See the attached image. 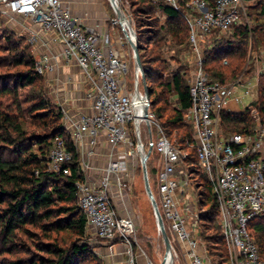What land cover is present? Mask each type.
I'll return each instance as SVG.
<instances>
[{"label":"built area","instance_id":"2783aa9c","mask_svg":"<svg viewBox=\"0 0 264 264\" xmlns=\"http://www.w3.org/2000/svg\"><path fill=\"white\" fill-rule=\"evenodd\" d=\"M153 1L179 11L190 29L188 58L193 106L185 119L194 127L199 168L208 177L217 199L218 221L229 264H264L249 229L252 220L264 215V126L250 134L226 136L221 114L228 112L231 101L240 103L234 91L247 82L239 77L230 86L211 79L204 69L207 50L217 40H229L237 27L248 22L249 8L262 0H217L214 5L207 0H191L185 5V0ZM1 5L0 13L4 16L27 21L21 31L42 53L41 60L35 64L40 75L57 71L54 56L48 51L60 45L65 62L76 65L90 85L86 94L92 103L90 114L70 117L66 107H61L64 129L81 157L85 180L78 182L76 189L88 232L107 243L119 240L126 248L127 264H137L132 244L135 224L131 217L120 214L114 203V188H118L116 196L123 201L131 182L125 178L126 161L133 156L135 148L140 154L134 141L139 124L141 139L142 126L147 129L145 149H152V154L160 157L159 202L154 196L172 245L179 243L189 264H214L203 243L198 205L191 202V191L196 190L187 171V154L175 147L164 133L141 77L139 95L136 83L129 87L123 40L86 27L63 0H2ZM141 72L139 69L140 75ZM253 77L256 78L255 73ZM245 88L244 95L249 96L251 88ZM102 140L111 148L110 160L101 178L90 180L85 173ZM73 159L74 152L67 148L66 139L57 137L48 158V171L69 176L67 165ZM173 254L176 257L174 246Z\"/></svg>","mask_w":264,"mask_h":264},{"label":"trees","instance_id":"16d2710c","mask_svg":"<svg viewBox=\"0 0 264 264\" xmlns=\"http://www.w3.org/2000/svg\"><path fill=\"white\" fill-rule=\"evenodd\" d=\"M123 1L130 2L133 11L127 12L136 16L139 24V57L151 108L171 143L187 154V171L199 196L205 247L210 257L217 259L216 264H229L217 199L199 168L194 127L185 119L193 106L190 84L181 72L166 76L169 67L161 48L166 38L179 47L190 45L189 26L179 11L153 0ZM207 1L214 5L217 0ZM158 10L169 18L165 25L155 18ZM247 14L248 22L237 27L229 40H217L207 50L204 69L211 63L234 59L236 78L240 73L247 74L253 54L264 53V0L250 7ZM0 34L5 42L0 47V264H104L90 245L81 244L87 219L79 206L76 185L85 176L81 157L64 129L63 112L47 98L43 75L36 70L27 40L7 29L0 28ZM216 70L205 69L211 79L225 84V77ZM174 95L177 107L170 104ZM258 120L264 124V73L257 81L253 103L240 113L221 114L226 136L253 133ZM57 137L65 138L67 148L74 152L73 161L67 165L69 176L48 171V158ZM144 138L148 142L145 126L143 142ZM151 158L147 163L149 177ZM249 229L264 258V215L252 220Z\"/></svg>","mask_w":264,"mask_h":264},{"label":"rangeland","instance_id":"374dc122","mask_svg":"<svg viewBox=\"0 0 264 264\" xmlns=\"http://www.w3.org/2000/svg\"><path fill=\"white\" fill-rule=\"evenodd\" d=\"M105 6V11L107 14V19L110 27L113 29V33L116 34V39L120 41L123 40V45H121L123 52L128 61V73L126 76V80L129 84L130 88H133L136 83V75H135V60L133 49L130 45V42L126 38V35L123 31L122 25L119 23L117 14L115 9L113 8L110 0H102ZM120 8L125 13L129 20V25L131 30L133 29L136 33V37L138 39V31L139 24L136 19V16L131 15L127 11H131L132 7L129 1L119 0ZM2 8V7H0ZM133 11V10H132ZM131 11V12H132ZM155 18L158 19L160 25H165L168 22V16L163 14L160 10H158L155 14ZM26 22L23 19H11L8 16H4L0 13V28L7 29L14 33L15 37L26 39V36L18 32V28L22 27ZM1 35V34H0ZM167 41L163 42L161 48L164 53V60L167 61L168 70L166 76H172L176 72H181L185 79L189 84L192 82V70L189 62V54H190V45L187 47H179L171 42L169 38H166ZM228 40V39H226ZM32 55L35 59V63L42 58V53H39L38 50L30 44ZM5 42L2 40V36H0V47L4 45ZM3 54H0L2 57ZM228 60V58H226ZM235 67H237V62L234 59H230L229 61L221 60L216 64L211 63L207 65L205 69H217L216 71H221L223 76L225 77V84L233 86L236 84V81L239 77H243V79L247 82L243 87H237L236 89V97H240V104L237 106H231L230 109H237L244 111L251 103H253L257 99V81L259 76L264 73V53L253 54L252 59L248 61L247 74H238L236 78L233 77ZM59 71V70H58ZM58 71L55 73L56 76H52L50 74L43 75V83L45 94L51 102L58 107L61 108V105L65 107L66 104L60 103L58 99H62L66 96V91H62L60 87H58V83H61L62 80L59 79L60 75H58ZM254 73L256 78H254ZM208 74L211 73L208 72ZM143 85V84H142ZM250 87L251 94L249 96L244 95V88ZM60 89V90H58ZM29 93V90H27ZM69 93V92H68ZM20 94H25L24 92H20ZM57 97H56V96ZM68 95V94H67ZM59 96V97H58ZM63 96V97H62ZM24 96L21 98L23 99ZM24 102V100H22ZM60 103V104H59ZM171 107L178 106L177 97L171 96L170 98ZM172 109V108H171ZM256 119L258 117L256 116ZM264 126L258 120L256 124V128L259 126ZM144 127V126H142ZM137 142V138L134 139ZM143 142V140H142ZM147 140L144 138V146L146 145ZM147 151V149H145ZM151 160L149 162L150 168V185L153 193L156 196V199L159 202V195L157 194V179L156 174L158 172V166L160 163V157L158 155H151ZM127 168L128 171L125 173V178L130 179L129 191L127 197L121 201L123 209L126 211V216H129L133 219L136 232L132 239L133 250L136 258V254L140 253L144 255V259L146 264H162L166 257V248L163 241L162 236L160 235L157 220L155 217L154 209L152 207L151 201L146 193L144 175L141 163V156L139 151L135 148L133 156L127 159ZM196 178V177H195ZM194 181V179H193ZM197 181V178H196ZM195 189V188H194ZM196 190V189H195ZM191 202L196 205L199 202V196L196 191H191ZM167 230V228H166ZM167 233L170 237L169 231ZM203 236V234H202ZM66 238H70L69 235H66ZM117 240L116 242H118ZM104 242L98 237L90 234L88 230H86V236L84 240L81 241V244H88L91 247L92 252L96 255L104 264L107 263L101 256V254H97L95 243ZM204 243V242H203ZM205 245V244H204ZM174 250L176 251V257L174 256V261L172 264H189V261L185 258L179 243H173ZM214 264H216L217 259L211 257ZM129 258L127 257V262Z\"/></svg>","mask_w":264,"mask_h":264},{"label":"crops","instance_id":"0c3cea01","mask_svg":"<svg viewBox=\"0 0 264 264\" xmlns=\"http://www.w3.org/2000/svg\"><path fill=\"white\" fill-rule=\"evenodd\" d=\"M0 0V7H2ZM65 5L68 6L73 15L86 27L95 29L96 31L107 35L110 34L114 39L116 34L113 33V29L107 24V14L105 11V6L102 0H63ZM114 8V7H113ZM27 22V21H26ZM27 24V23H26ZM22 27H19L17 30L21 34ZM26 32V31H25ZM26 35V33H24ZM41 52H44L40 49ZM52 56H54L55 62L58 65V75L59 79L62 80L61 83H58V87L62 91H66V96H62L60 103L66 104L65 107L69 112V116L73 117L78 113H87L92 112V103L87 100L86 94L90 91V85L85 79L83 73L76 65H70L65 62L62 55V48L60 45H54L51 47L50 51ZM56 71V72H57ZM56 72L51 73L50 75L56 76ZM243 87V86H242ZM58 89V90H60ZM237 89V88H236ZM235 89V95H236ZM244 88V93H245ZM69 92V93H68ZM68 94V95H67ZM56 96V95H55ZM57 97V96H56ZM59 97V96H58ZM59 103V104H60ZM240 103L231 101L228 106V112L240 113L241 110L230 109L231 106H237ZM63 105H61L62 107ZM230 107V108H229ZM111 148L105 140H102L95 157L91 160V167L86 171V177L90 180H99L101 176L105 173V169L110 160ZM124 176V175H123ZM118 188H114L115 197L114 203L118 208L121 215L125 216L126 211L123 209L121 199L116 195L118 194ZM92 234V233H91ZM94 235V234H92ZM97 254H101L102 258L109 264H127V254L125 246L120 242L107 243L99 242L95 243ZM137 264H146L144 255L137 253L136 254Z\"/></svg>","mask_w":264,"mask_h":264},{"label":"water","instance_id":"95a60500","mask_svg":"<svg viewBox=\"0 0 264 264\" xmlns=\"http://www.w3.org/2000/svg\"><path fill=\"white\" fill-rule=\"evenodd\" d=\"M118 0H110L112 6L117 4ZM118 20L120 22V24L125 21L128 20L127 16L125 15V13L121 10V8L117 7V9H115ZM124 32L127 35V38L130 42V45L133 49V53H134V60H135V74H136V93L137 95H139V83H140V77L142 79V82L144 84V88H145V92L146 95L148 97V99L150 100V94L147 88V84H146V77L144 75V72H141V75L138 73V70L141 69L142 70V65H141V61H140V57H139V46H138V40L136 37V33L134 32V30L132 29L130 31V33L128 34V32H126L124 30ZM137 143L139 146V150H140V156H141V163H142V169H143V175H144V182H145V189H146V193L151 201L152 207L155 211V217L157 220V224H158V229L159 232L163 238L164 244H165V248H166V257L167 258L168 255H173V245L171 242V239L166 231V228L164 226V222L163 219L161 217V214L158 210V206H157V202L154 196V193L152 191L151 185H150V179H149V173H148V160L152 154V149H148L147 151L145 150L144 144L142 142L141 136H140V125L137 124ZM162 264H166V261L164 260Z\"/></svg>","mask_w":264,"mask_h":264},{"label":"bare ground","instance_id":"6f19581e","mask_svg":"<svg viewBox=\"0 0 264 264\" xmlns=\"http://www.w3.org/2000/svg\"><path fill=\"white\" fill-rule=\"evenodd\" d=\"M114 9H117V7L120 8L119 2L117 1V4L113 5ZM122 27L129 32V30L131 31V27L129 25V20H125L121 23ZM166 264H172V262L174 261V254L173 255H168L167 258L165 259Z\"/></svg>","mask_w":264,"mask_h":264}]
</instances>
